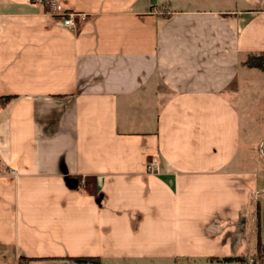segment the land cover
<instances>
[{"label": "crops", "instance_id": "crops-1", "mask_svg": "<svg viewBox=\"0 0 264 264\" xmlns=\"http://www.w3.org/2000/svg\"><path fill=\"white\" fill-rule=\"evenodd\" d=\"M53 1L76 30L0 0V264L255 262L264 161L233 93L264 0Z\"/></svg>", "mask_w": 264, "mask_h": 264}, {"label": "rangeland", "instance_id": "rangeland-1", "mask_svg": "<svg viewBox=\"0 0 264 264\" xmlns=\"http://www.w3.org/2000/svg\"><path fill=\"white\" fill-rule=\"evenodd\" d=\"M255 70V69H254ZM252 73L248 74L250 83L245 86L240 79V83L245 86V90L236 91L234 94V100L236 101L238 113L240 116V142L241 149H243V144L248 143L251 148V152L256 159L260 158L264 161V74L258 73L257 71H250ZM258 74L261 75L258 77ZM242 95L241 99L237 98V95ZM251 154V155H252ZM250 160H253L251 157ZM248 160V161H250ZM253 166V162H251ZM254 166H258L257 169H260V163H255ZM257 248V246H256ZM264 252L258 251L255 257L256 260H253L252 264H259L261 257L264 255ZM221 264H251L250 260L245 256H241L238 260L235 261H224L221 260ZM103 264H114V261L105 259ZM199 264V263H198ZM205 264V263H202ZM210 264V263H208ZM213 264V263H212Z\"/></svg>", "mask_w": 264, "mask_h": 264}, {"label": "trees", "instance_id": "trees-1", "mask_svg": "<svg viewBox=\"0 0 264 264\" xmlns=\"http://www.w3.org/2000/svg\"><path fill=\"white\" fill-rule=\"evenodd\" d=\"M243 67L249 68V69H255L258 71H264V55L262 53L259 54H248L245 61L241 63ZM11 97L9 96H0V107L4 106L8 101H10ZM261 221L262 227H264V209L261 212V216L259 217ZM257 234V249L258 251L264 252V231H262ZM263 235V237H262ZM264 254V253H263ZM240 258V257H239ZM239 258H223L224 261H235ZM264 258V255L261 257ZM71 261L77 263V264H98L99 259L98 258H92V257H77V258H70ZM28 262V259L21 258L18 260V264H26Z\"/></svg>", "mask_w": 264, "mask_h": 264}, {"label": "built area", "instance_id": "built-area-1", "mask_svg": "<svg viewBox=\"0 0 264 264\" xmlns=\"http://www.w3.org/2000/svg\"><path fill=\"white\" fill-rule=\"evenodd\" d=\"M34 4L45 5L48 9V13L51 16L62 19L63 25L67 28L77 29L78 22L76 18L83 20L82 15H76L73 13H67L61 9V7L53 0H32ZM152 168V166H150Z\"/></svg>", "mask_w": 264, "mask_h": 264}]
</instances>
